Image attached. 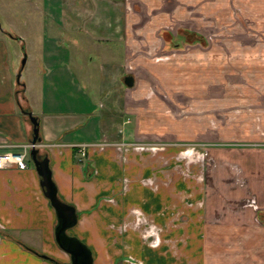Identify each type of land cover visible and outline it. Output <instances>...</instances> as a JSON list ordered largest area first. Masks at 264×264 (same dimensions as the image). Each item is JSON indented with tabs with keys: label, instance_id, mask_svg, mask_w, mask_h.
Wrapping results in <instances>:
<instances>
[{
	"label": "crops",
	"instance_id": "crops-1",
	"mask_svg": "<svg viewBox=\"0 0 264 264\" xmlns=\"http://www.w3.org/2000/svg\"><path fill=\"white\" fill-rule=\"evenodd\" d=\"M34 1L23 3L48 36L31 59L40 99L30 102L27 82L13 80L26 40L8 23L0 29V154L30 144L28 112L56 197L76 218L66 234L89 250L91 264H264V210L224 208L207 194L203 169L176 161L181 151L130 147L157 130L124 104L123 0H47L45 8ZM257 1L252 10L264 25V0ZM91 54L101 55L95 72ZM60 85L66 98L55 97ZM28 152L24 170L0 169V264H51L41 256L68 263Z\"/></svg>",
	"mask_w": 264,
	"mask_h": 264
},
{
	"label": "rangeland",
	"instance_id": "rangeland-1",
	"mask_svg": "<svg viewBox=\"0 0 264 264\" xmlns=\"http://www.w3.org/2000/svg\"><path fill=\"white\" fill-rule=\"evenodd\" d=\"M34 2L45 8L47 0ZM258 2L123 0L129 32L124 74L133 78L124 104L141 119L150 118L157 130L130 147L181 151L176 161L203 169L213 200L224 208L252 211L264 210V25L252 10ZM27 7L23 0H0V29L11 23L26 40L18 66L23 57L28 60L13 80L17 74L24 79L25 95L38 105L40 86L31 59L39 57L38 45L48 36ZM24 8L27 27L19 16ZM195 34L205 42L185 44ZM90 56L88 68L97 69L101 55ZM67 94L57 86L55 97Z\"/></svg>",
	"mask_w": 264,
	"mask_h": 264
},
{
	"label": "water",
	"instance_id": "water-1",
	"mask_svg": "<svg viewBox=\"0 0 264 264\" xmlns=\"http://www.w3.org/2000/svg\"><path fill=\"white\" fill-rule=\"evenodd\" d=\"M25 58L23 57L20 63V68L24 63ZM20 71H18L19 73ZM18 74L16 75V81L18 83ZM123 85L126 88L133 86V78L129 75L123 77ZM22 85V84H21ZM31 124V148L28 152V159L39 177V185L43 191V196L47 199L50 207L52 208L55 216V225L53 228V238L57 247L68 255L69 262L65 264H91V255L89 250L74 237L68 236L66 231L71 229L76 222V218L73 209L61 203L55 193V188L50 180V173L48 169L47 159L41 157L37 153L35 146L37 144V122L28 112L25 113ZM42 259L48 261L51 264H62L57 263L47 257L41 256Z\"/></svg>",
	"mask_w": 264,
	"mask_h": 264
},
{
	"label": "built area",
	"instance_id": "built-area-1",
	"mask_svg": "<svg viewBox=\"0 0 264 264\" xmlns=\"http://www.w3.org/2000/svg\"><path fill=\"white\" fill-rule=\"evenodd\" d=\"M137 144V143H135ZM31 148V145L22 147L20 153H2L0 154V169L6 167L7 165L13 164L18 170H24L26 168L25 158L27 156V150ZM78 154L83 157V149L79 148Z\"/></svg>",
	"mask_w": 264,
	"mask_h": 264
},
{
	"label": "trees",
	"instance_id": "trees-1",
	"mask_svg": "<svg viewBox=\"0 0 264 264\" xmlns=\"http://www.w3.org/2000/svg\"><path fill=\"white\" fill-rule=\"evenodd\" d=\"M201 41L205 42L203 38L194 35V38L192 39V42H200L201 43ZM17 85L19 86V90H17L16 93H21L22 85L21 84H17Z\"/></svg>",
	"mask_w": 264,
	"mask_h": 264
},
{
	"label": "flooded vegetation",
	"instance_id": "flooded-vegetation-1",
	"mask_svg": "<svg viewBox=\"0 0 264 264\" xmlns=\"http://www.w3.org/2000/svg\"><path fill=\"white\" fill-rule=\"evenodd\" d=\"M195 35H196V34H195ZM196 36H197V35H196ZM203 39H204V38H203ZM198 43H199V42H192V40H191V42H190V41H189V42L187 41V43L185 42V44H191V45H192V44H198Z\"/></svg>",
	"mask_w": 264,
	"mask_h": 264
}]
</instances>
